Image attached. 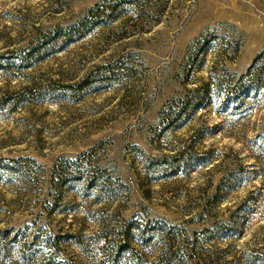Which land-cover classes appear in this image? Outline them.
<instances>
[{"label":"rangeland","instance_id":"obj_1","mask_svg":"<svg viewBox=\"0 0 264 264\" xmlns=\"http://www.w3.org/2000/svg\"><path fill=\"white\" fill-rule=\"evenodd\" d=\"M0 264H264V0H0Z\"/></svg>","mask_w":264,"mask_h":264}]
</instances>
